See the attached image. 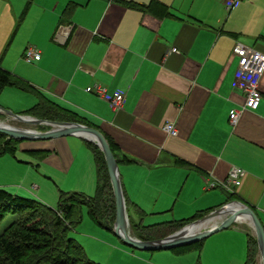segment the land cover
<instances>
[{"label": "crops", "instance_id": "obj_1", "mask_svg": "<svg viewBox=\"0 0 264 264\" xmlns=\"http://www.w3.org/2000/svg\"><path fill=\"white\" fill-rule=\"evenodd\" d=\"M239 43L264 53V0L231 11L223 0H0V67L104 135L130 222L145 226L187 221L234 201L254 210L264 226V76L259 108L233 126L230 111L245 103L235 86ZM28 48L41 59L25 61ZM95 85L124 92L122 108L114 111L86 91ZM20 93L31 97L26 111L38 102L6 87L0 107L16 110L6 98ZM167 123L176 125L177 136L164 130ZM86 142L68 136L25 140L21 147L63 175L88 170L94 182ZM234 168L244 171L241 184L226 188ZM0 188L29 194L2 180ZM242 224L209 236L206 251L215 241L228 264H245L251 232Z\"/></svg>", "mask_w": 264, "mask_h": 264}, {"label": "trees", "instance_id": "obj_2", "mask_svg": "<svg viewBox=\"0 0 264 264\" xmlns=\"http://www.w3.org/2000/svg\"><path fill=\"white\" fill-rule=\"evenodd\" d=\"M6 87L32 93L38 98V102L22 115L95 128L44 97L27 81L0 67V93ZM21 142L0 133V156L13 152ZM86 144L96 164L97 191L94 197L61 192L59 205L53 208L36 198L22 197L0 188V223L11 215L10 222L0 233V264H100L89 259L78 240L69 235L74 225L80 223L79 212L82 206H86L89 215L107 229L113 230L116 220L115 198L104 154L97 145L89 141ZM207 214L209 212L198 214L187 221H169L151 226L131 221V235L143 241L163 239ZM202 247L203 241H200L170 251L183 255L194 250L199 252ZM258 253L256 238L248 235V257L245 264H259ZM197 264H201L199 259Z\"/></svg>", "mask_w": 264, "mask_h": 264}, {"label": "rangeland", "instance_id": "obj_3", "mask_svg": "<svg viewBox=\"0 0 264 264\" xmlns=\"http://www.w3.org/2000/svg\"><path fill=\"white\" fill-rule=\"evenodd\" d=\"M19 98L7 96L8 103L16 110L25 112L30 107L31 97L20 93ZM6 109V108H4ZM23 109V110H22ZM0 121L23 129H32L44 131L49 126L29 125L11 120L0 112ZM22 143V142H21ZM21 143L15 146L13 152L5 153L0 158V180L6 183H12L14 186L24 187L29 194L20 195L27 198H36L44 204L57 208L61 192H76L94 197L97 191V181L90 182L88 170L80 176L79 172H71L69 175H63L44 165L39 157H35L24 152ZM46 164V163H45ZM85 168V167H84ZM48 171V172H46ZM86 181L85 185L81 182ZM75 183H81L82 189H77ZM9 191V189H6ZM11 193V192H10ZM15 194V193H12ZM19 195V194H16ZM26 195V196H24ZM29 196V197H28ZM79 214L81 215L80 223L74 225L69 235L78 240L86 252V256L100 264H197L198 259L201 264H228V255L226 250H221L217 242L211 241V248L206 251V242L213 238L210 237L203 241L202 249L191 251L185 255H177L173 251H138L133 250L125 244L113 230L107 229L100 225L88 213V208L82 206ZM11 220V215L7 216L0 223V233ZM251 232L255 238L254 231L246 224H242ZM220 234V233H219ZM245 234V233H244ZM218 235V234H216ZM215 236V235H214ZM246 238V234L244 235ZM93 238V239H92ZM97 240V241H95ZM116 245L113 250L109 245ZM109 244V245H108ZM134 251V252H133Z\"/></svg>", "mask_w": 264, "mask_h": 264}, {"label": "water", "instance_id": "obj_4", "mask_svg": "<svg viewBox=\"0 0 264 264\" xmlns=\"http://www.w3.org/2000/svg\"><path fill=\"white\" fill-rule=\"evenodd\" d=\"M0 112L4 114L5 117L20 123L50 127L47 131H38L17 128L0 121V133L10 139L34 141L77 136L97 145L100 148L106 160L116 204V220L113 231L129 247L139 251H168L175 248L189 246L203 241L213 234L226 230L232 225L238 223L240 215H245L249 217L253 224V231L258 244L261 264H264V226L262 225L256 212L246 205L235 201L230 202L227 205L210 212L203 218L188 224L181 230L166 238L152 241L140 240L131 235L129 212L122 190L118 162L108 141L98 129L79 123L49 121L32 116L15 114L10 110L3 109L1 107ZM234 204L239 205L240 208L236 210L232 209L231 207ZM213 220H216L217 222L220 221V223L210 229H205L204 225ZM193 227H196V230H190V228Z\"/></svg>", "mask_w": 264, "mask_h": 264}, {"label": "built area", "instance_id": "obj_5", "mask_svg": "<svg viewBox=\"0 0 264 264\" xmlns=\"http://www.w3.org/2000/svg\"><path fill=\"white\" fill-rule=\"evenodd\" d=\"M250 0H223L227 11L233 10L239 3H245ZM176 52V50H173ZM234 54L238 57V67L235 72V86L242 90L245 94V103L241 109H232L229 114L230 123L236 126L239 123L241 115L247 110H257L262 101L261 81L264 76V53L246 48L242 44H236ZM24 59L28 63L39 61L41 54L34 48H28L24 53ZM86 91L93 93L104 101H106L114 111L122 108L125 102V94L122 91L109 93L107 88L101 85L89 86ZM164 130L172 135L177 136L178 130L174 123H167ZM244 171L234 168L230 173L228 184L224 187L229 188L230 185H240ZM211 188L216 184H210Z\"/></svg>", "mask_w": 264, "mask_h": 264}, {"label": "bare ground", "instance_id": "obj_6", "mask_svg": "<svg viewBox=\"0 0 264 264\" xmlns=\"http://www.w3.org/2000/svg\"><path fill=\"white\" fill-rule=\"evenodd\" d=\"M231 208L236 210V209H239L240 206L234 204ZM215 222H217V221L213 220V221L208 222L207 224L204 225V228L208 227L210 224H213ZM238 222L246 224L247 226H249L253 230V224H252L251 220L249 219V217H247L245 215H240ZM194 229L196 230V227L190 228V230H192V231H194Z\"/></svg>", "mask_w": 264, "mask_h": 264}]
</instances>
